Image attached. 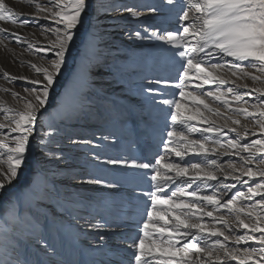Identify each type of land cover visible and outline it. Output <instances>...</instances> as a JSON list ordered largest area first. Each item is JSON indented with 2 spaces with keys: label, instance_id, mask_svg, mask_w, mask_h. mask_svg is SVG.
Masks as SVG:
<instances>
[{
  "label": "snow or ice",
  "instance_id": "obj_1",
  "mask_svg": "<svg viewBox=\"0 0 264 264\" xmlns=\"http://www.w3.org/2000/svg\"><path fill=\"white\" fill-rule=\"evenodd\" d=\"M20 2L31 11H17L9 0H0V47L12 54L13 64L27 66L31 73L0 71L8 85L0 92L24 104L17 110L0 102L5 121L0 122V197L19 179L39 116L47 111L51 90L73 58L81 30L78 77L90 75L98 41L95 25L87 21L93 0ZM165 3L175 10L177 27L145 29L143 36L135 33L137 39L166 45L176 69L171 80L148 81L174 89L173 99L157 101V88L145 89L154 103L170 109L162 149L151 160L104 161L136 169L146 178L147 187L138 193L143 205L138 235L128 243L131 264H264V0ZM103 10V5L95 8ZM122 11L140 15L127 6ZM149 11L160 9L150 6ZM29 28L31 32L23 31ZM39 144L46 155H53L43 138ZM83 182L119 187L100 179ZM53 194L59 210L67 211L55 186L45 184L38 195L30 186L27 193L8 201L12 218L20 220L22 200L39 209ZM26 219L31 221L29 235L35 245L13 242L15 255L6 254L0 264H54L56 248L48 243L38 219L30 213ZM74 219L85 230L100 227ZM105 239L99 236L100 241Z\"/></svg>",
  "mask_w": 264,
  "mask_h": 264
},
{
  "label": "rangeland",
  "instance_id": "obj_2",
  "mask_svg": "<svg viewBox=\"0 0 264 264\" xmlns=\"http://www.w3.org/2000/svg\"><path fill=\"white\" fill-rule=\"evenodd\" d=\"M157 1L165 3V0H93L94 7L89 10L87 21L95 25L98 41L90 75L85 77L86 89L81 84V77L76 75L79 52L84 42L82 29L77 39V47L73 51V58L69 60L63 75L51 90L47 111L39 116L27 152V160L20 170L19 179L3 196L8 201L15 200L17 195L27 193L30 186L33 195H38L45 184L49 187L54 185L60 193V201L67 203V211L59 210L55 194H53L52 198L45 200L44 206L39 209L29 206L25 200H22L20 205L23 209L20 220H14L12 215L5 216V213L11 210L7 203L6 207L0 210V249L2 248L0 258L5 256L4 253L7 251L5 247L8 243L11 247L13 242L19 241L35 245L29 235L32 230L31 221L28 219L23 221L29 213L38 219L41 226L47 227L46 233H43L48 236L57 234L54 231L57 224L50 225L48 219L45 222L46 211L53 213L52 211L55 210L57 216L68 219L79 217L81 223L88 220L94 225H100V227L89 229L91 231L89 233L90 235L102 234L106 237L105 241L99 244L101 247L109 240L114 242V247L109 248L105 253L108 259L110 258L109 264H119L121 259L118 258L119 256L113 258L114 253L120 252L121 243H131L138 235V223L141 220L143 208L138 193L147 187L144 183L146 178L138 175L136 169L109 165L104 161L107 159L131 161L145 157L151 160L162 149L160 140L170 110H166V105L154 103L153 96H150L145 89L155 88L148 83L149 80L174 78L176 69L170 52L166 50V45L155 40H140L135 36L136 32L142 36L146 35L145 29L151 32L176 28L170 26L172 22L167 18L158 20L154 17L138 22L139 17H150V6L158 7L160 9L158 13L162 12V8L155 3ZM9 2L14 7L21 3L20 0H9ZM100 5H103L106 10L96 12L95 8ZM125 6L139 11L140 15L135 20L129 19L127 15L118 19L125 22L124 33L118 37L113 34L115 31L113 24L117 23L115 15L120 11L124 12L122 9ZM117 9L121 10L118 12ZM169 13L176 14L175 10H170V6L165 3L161 14L166 16ZM103 23L107 26L102 25ZM26 30L32 31L31 28ZM37 36V39H41L38 33ZM116 36L117 39H115ZM110 40L112 44L114 43L111 51L109 49L112 44L110 48L105 44ZM11 46L15 49L14 45ZM107 51L113 52L112 58ZM10 58L12 54L6 55L5 60L10 61ZM24 58L40 63L32 56L26 55ZM0 69L5 70L1 62ZM20 69L29 71L27 66ZM20 83L22 82H17V84ZM247 83L251 82L247 81ZM4 86L8 85L0 79V87ZM78 87L80 92L76 93ZM156 88L157 101L173 99L174 89L168 92L166 88ZM15 90L22 91L20 88ZM118 91L132 95L129 99L121 98L114 94ZM71 93L73 95L76 93V97L71 98L69 96ZM103 93L106 96L102 95ZM136 99H138L137 103L133 106V101ZM0 102L17 110H22L24 106L23 101L16 100L10 93L0 92ZM62 105L64 106L61 111L66 109L68 111L60 115L59 110ZM48 120L52 125L51 128L47 125ZM76 121L78 126H75ZM0 122H5L2 114H0ZM46 133L49 135H45ZM105 136L109 139H103ZM41 138L44 140L46 150L54 156L58 155L59 159L65 163L63 167L60 166V160L49 157L44 150H41L39 144ZM72 140L77 143H72ZM81 141L91 143L85 144ZM6 159L5 151L4 160ZM2 166L7 165L3 163ZM86 179H100L105 184L114 183L119 187L108 188L103 185L87 184L83 182ZM60 232L64 235L71 233L63 227ZM11 255H15L13 250ZM121 258L127 260L124 264H131V251L129 255L123 252Z\"/></svg>",
  "mask_w": 264,
  "mask_h": 264
},
{
  "label": "bare ground",
  "instance_id": "obj_3",
  "mask_svg": "<svg viewBox=\"0 0 264 264\" xmlns=\"http://www.w3.org/2000/svg\"><path fill=\"white\" fill-rule=\"evenodd\" d=\"M155 3L160 8H162V12H163V10L165 8V3L162 2V1H157ZM118 4H121V3H118ZM15 9L17 11H23V12L31 11V9L27 5L21 4V3L18 4L17 7H15ZM120 12H119V14L115 15V16H117L116 17L117 18V21H116L117 23L113 24V30H115L113 32V34L117 35L118 37L120 35H122V33H124V30H125L124 29V23L125 22L120 21L118 19L124 17L125 15H127L129 19H134V20L136 19V17H132V14H129L127 12H121V13ZM161 13L150 12V14H149L150 17H139V18H137V20H138V22H144V20L145 19L147 20V18H154L155 17L158 20H161L162 18H167V20H170L172 22V24H170V26L177 27L176 14L175 13H169L166 16L162 15ZM146 23H148V22H146ZM102 25H106L107 26L106 23H103ZM127 27H131V26H127ZM158 28L160 29L161 27L159 26ZM23 31L29 32L26 29L23 30ZM155 31H157V30H155ZM158 31H160V30H158ZM117 36H116L115 39H117ZM111 40H113V38H111ZM111 40L108 41V43H105V44H107L108 47L111 46V44H112ZM148 41H152V40H148ZM157 42H160V41H157ZM160 43H162V42H160ZM105 44H103V45H105ZM1 48H2V51H0V62H1L2 65H4L5 70H8V71H10L12 73L23 72L26 75L31 74L30 71H28L26 69L25 70L24 69H20V67L18 65L13 64L12 63V58H10L11 59L10 61L5 60L6 59V55H10V53L7 52L3 47H1ZM113 48H114V43L112 44V47L109 50L111 51V49H113ZM110 51H107V52L110 53ZM109 55L110 56L113 55V52H111ZM25 57H26V55H25ZM111 58H112V56H111ZM2 69H4V68H2ZM0 71H1V69H0ZM85 79H86L85 77L81 78V84H82V86H84V89H86V86H85L86 85L85 84L86 81H85ZM171 79H173V77H171L170 80ZM78 84L80 86V83H78ZM108 85L111 86L110 84H108ZM152 86H154L155 88L156 87L160 88V86H158V85H153L152 84ZM130 90L134 91L133 89H130ZM166 90L169 92L171 90V88H166ZM79 92H80V88L78 87L76 93H79ZM76 93H74V95H73V93H71L69 96L71 98H74V97H76ZM114 94H117L121 98H125V99H129L131 97V95H132L131 93H128V92L124 93V91H118L117 93H114ZM102 95L106 96L105 93H103ZM150 96H152V94H150ZM71 98H69V99H71ZM137 100L138 99L133 101V106L136 105ZM63 106L64 105L60 106V110H59L60 112L58 111L60 115L65 114L68 111L67 109H66V111H61V108H63ZM65 108H67V107H65ZM85 109L86 108L84 107V110ZM166 110H170L168 106L166 107ZM49 124H50V120L47 121V125H49ZM75 124H76L75 126H78V121H76ZM87 126L89 127V125H87ZM49 157H53L56 160H60L58 155H56V156L52 155V156H49ZM223 160H227V158L225 157V158H223ZM59 162H61L60 166L63 167L65 163H63V161H61V160ZM64 172H65V170H64ZM7 203H8V200L5 197H2L0 199V210H2V208L6 207ZM20 208H21V211H20V213H21L22 209H23L21 205H20ZM51 211H52V209H51ZM8 212L9 213H8L7 217H10L11 210H9ZM46 213H47V216H48L49 224L50 225L51 224L52 225L57 224V226L54 228V231L57 232V234L50 235V236L44 234V236L47 239L48 243L52 244L56 248V256L52 258L53 261H54V264H109V262H110L109 259L110 258L108 259V256L105 253H106V250H108L109 248H113L114 247V244H113L114 242L112 240H109L107 243H105V245L103 247H101V246H99V244L101 243V241L99 240V236L100 235L99 234L90 235L89 232H91V231H89V229H87L85 231V229L79 228L77 226L76 222H75V219H68V218H65V217H62V216H59V215L57 216L56 214H55V218H53V213H51L49 211H46ZM21 219H23V218H21ZM24 220H27V219H23V221ZM61 227H63L65 230H67V231H69L71 233L66 234V235L62 234L60 232ZM41 229H42L43 232L46 233L47 227L45 225L44 226L42 225ZM19 243L21 245H24L27 242H24V241L20 242L19 241ZM27 245H28L29 248L33 247V245L31 243L30 244L27 243ZM5 248H7L6 253H4L5 255L12 253L13 248L11 247V245L9 243L6 244ZM1 251H2V248L0 249V257H1ZM123 252L126 253V255L127 254L129 255L130 250L128 249V243H121L120 252L114 253V255H113V258H115V256H117V257L119 256L118 258L121 259L119 261V264H124V263L127 262V260L121 258V255H122ZM21 258H23V257H21Z\"/></svg>",
  "mask_w": 264,
  "mask_h": 264
}]
</instances>
